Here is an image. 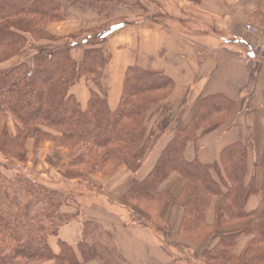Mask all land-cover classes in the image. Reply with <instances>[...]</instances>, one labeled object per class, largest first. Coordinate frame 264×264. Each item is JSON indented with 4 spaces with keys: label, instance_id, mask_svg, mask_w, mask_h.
<instances>
[{
    "label": "trees",
    "instance_id": "1",
    "mask_svg": "<svg viewBox=\"0 0 264 264\" xmlns=\"http://www.w3.org/2000/svg\"><path fill=\"white\" fill-rule=\"evenodd\" d=\"M72 5L103 14L109 2L0 0V119L10 114L15 122L12 136L6 127L0 131V167L5 172L16 170L12 180L0 172V196L7 202L5 211L0 210V264H44L50 260L52 264H78L68 248L55 256L47 243L74 217L61 210L72 200V194L36 183L22 173L20 164L26 162L29 146L37 149L40 142L51 141L67 149L71 159L63 174L66 180L85 179L88 171L110 175L119 167L136 174L156 141V130L146 128L148 109L166 100L173 88L171 79L165 75L129 67L118 104L112 110L102 85L109 61L104 44L120 25L66 38L50 34L48 24L63 21ZM78 45L84 47L80 60L71 54V49ZM28 48L33 53L26 54ZM82 78L93 86L84 108L69 93ZM231 110L232 103L222 97L201 100L197 115L185 128L176 126L172 140L150 173L142 181H135L124 199L147 215L159 211L168 199L160 186L170 174L176 173L192 189L184 208L181 234L189 240L201 241L213 232L210 236L218 241L203 253L204 260L214 264H264V156L261 199L252 213L244 210L255 191L252 176L245 182L243 147L235 145L222 152L223 178L219 182L210 175V170L220 175L216 166H204L195 160L188 163L183 158L186 145L196 141L197 133L215 127ZM59 162L60 158H56L52 165ZM11 190L30 205H12L7 200ZM218 197L231 209L232 216L226 220L215 209L212 225H205L207 208ZM248 219L241 229L219 231L223 226ZM241 234L253 238L234 257L235 241ZM79 249L84 262L97 258V250H101L105 256L103 264H113L100 244L92 246L80 241Z\"/></svg>",
    "mask_w": 264,
    "mask_h": 264
},
{
    "label": "crops",
    "instance_id": "2",
    "mask_svg": "<svg viewBox=\"0 0 264 264\" xmlns=\"http://www.w3.org/2000/svg\"><path fill=\"white\" fill-rule=\"evenodd\" d=\"M106 1L109 6L103 14L89 7L69 6L65 19L49 23L48 32L66 38L120 25L104 44L109 61L102 85L112 110L118 104L129 67L165 75L173 88L166 100L148 109L146 128L156 130V141L136 174L119 167L110 175L88 171L85 179L66 180L63 174L71 159L67 149L51 141L40 142L37 149L29 146L27 160L20 164L25 174L46 187L72 190V200L61 210L74 217L47 239L48 246L55 256L68 248L78 264H103L105 260L102 251L97 250V258L84 262L80 241L102 245L113 264H214L203 258V253L218 242L210 236L213 232L201 241L181 234L184 208L192 189L178 174H170L161 184L160 190L168 199L150 215L126 202L124 196L135 181H142L150 173L172 140L176 126L185 128L197 115L200 101L222 97L232 103L231 112L223 113L227 117L205 133L199 131L196 141L186 145L183 158L188 163L195 160L204 166H216L220 175L213 170L210 175L219 182L223 178L222 152L235 145L243 147L245 182L252 176L255 191L244 210H256L263 177L264 56L253 53L251 46L264 42V0ZM246 25L254 27L256 33L246 32ZM83 49V45L74 46L73 58L80 60ZM242 59H248L249 64ZM92 87L82 78L69 93L84 108ZM14 123L10 114L1 118L0 131L6 127L12 136ZM56 158L60 162L53 166ZM7 172H12L11 178L7 176L12 180L16 170ZM7 200L11 202L10 197ZM6 204L1 198L0 210L5 211ZM215 209L226 220L232 216L222 198H213L204 215L205 225H212ZM249 221L223 226L219 231H235ZM252 238L250 234L238 236L232 255L238 257ZM52 263L50 260L44 264Z\"/></svg>",
    "mask_w": 264,
    "mask_h": 264
},
{
    "label": "rangeland",
    "instance_id": "3",
    "mask_svg": "<svg viewBox=\"0 0 264 264\" xmlns=\"http://www.w3.org/2000/svg\"><path fill=\"white\" fill-rule=\"evenodd\" d=\"M33 50H31V49H27L25 52H26V54L27 53H33L32 52ZM28 55H30V54H28ZM25 57V56H24ZM22 59V58H21ZM13 61H15V59L13 60ZM23 167H24V165H23ZM23 167H20L21 169H22V173L24 172L25 173V171H24V168ZM40 170V169H39ZM2 173H4L6 176H8V177H12V172H2ZM18 185H19V183H18ZM20 186H23L22 184H20ZM48 187H50V186H48ZM61 189L62 190H64V191H66V192H70L71 194H72V190L71 189H69L68 187H61ZM13 190H11L10 191V200L13 202L12 203V205H15V206H21V207H27L28 205H30L29 203H28V201L24 198V197H22L21 195V197H19V195H16L15 197L12 195L13 193ZM18 194V193H17Z\"/></svg>",
    "mask_w": 264,
    "mask_h": 264
},
{
    "label": "built area",
    "instance_id": "4",
    "mask_svg": "<svg viewBox=\"0 0 264 264\" xmlns=\"http://www.w3.org/2000/svg\"><path fill=\"white\" fill-rule=\"evenodd\" d=\"M245 31L248 33H256V29L251 25H246ZM251 51L257 55L264 56V42L255 43L251 46ZM244 63L249 64L248 59H242Z\"/></svg>",
    "mask_w": 264,
    "mask_h": 264
}]
</instances>
